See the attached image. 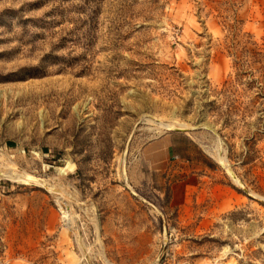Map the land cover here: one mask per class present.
Returning <instances> with one entry per match:
<instances>
[{
	"label": "rangeland",
	"instance_id": "rangeland-1",
	"mask_svg": "<svg viewBox=\"0 0 264 264\" xmlns=\"http://www.w3.org/2000/svg\"><path fill=\"white\" fill-rule=\"evenodd\" d=\"M0 264H264V0H0Z\"/></svg>",
	"mask_w": 264,
	"mask_h": 264
},
{
	"label": "bare ground",
	"instance_id": "bare-ground-1",
	"mask_svg": "<svg viewBox=\"0 0 264 264\" xmlns=\"http://www.w3.org/2000/svg\"><path fill=\"white\" fill-rule=\"evenodd\" d=\"M166 127H172L173 124L172 123H163ZM154 130V129H153ZM203 147L208 151V146L207 145H203ZM219 150V148H218ZM221 153V152H220ZM223 155V156H222ZM217 158L220 162L225 164V158H224V154L222 153L221 155H217ZM5 161V160H4ZM228 163V162H227ZM3 164V163H2ZM2 167V166H1ZM61 167H58V169H60ZM2 175H4V177H6L9 180L12 181H19V182H26L27 179L29 178H34L32 175L29 174H25V175H19V174H15L14 172L7 170V171H3Z\"/></svg>",
	"mask_w": 264,
	"mask_h": 264
}]
</instances>
